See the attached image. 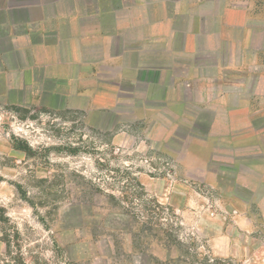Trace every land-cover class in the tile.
<instances>
[{
    "label": "rangeland",
    "instance_id": "374dc122",
    "mask_svg": "<svg viewBox=\"0 0 264 264\" xmlns=\"http://www.w3.org/2000/svg\"><path fill=\"white\" fill-rule=\"evenodd\" d=\"M235 5L249 7L254 57L231 61L223 50L218 63L247 85L257 112L264 74L241 72L264 71V0ZM4 64L0 56V264H264V158L253 172L244 155H264V118L227 123L234 100L175 125L170 109L153 123L88 112ZM164 234L185 245L181 259Z\"/></svg>",
    "mask_w": 264,
    "mask_h": 264
},
{
    "label": "crops",
    "instance_id": "0c3cea01",
    "mask_svg": "<svg viewBox=\"0 0 264 264\" xmlns=\"http://www.w3.org/2000/svg\"><path fill=\"white\" fill-rule=\"evenodd\" d=\"M235 2L0 0V56L19 69L22 84L67 93L66 107L113 110L147 123L170 109L167 122L175 125L189 122L191 109L215 110L234 100L226 107L227 123L251 124L264 118V108L252 112L247 85L218 63L223 50L231 61L254 57L249 7ZM250 72L258 80L264 74L260 68L241 73ZM224 76L232 82L222 83ZM213 79H219L215 87ZM244 155L248 169L263 170L257 163L264 155L251 149Z\"/></svg>",
    "mask_w": 264,
    "mask_h": 264
},
{
    "label": "trees",
    "instance_id": "16d2710c",
    "mask_svg": "<svg viewBox=\"0 0 264 264\" xmlns=\"http://www.w3.org/2000/svg\"><path fill=\"white\" fill-rule=\"evenodd\" d=\"M137 186H138V184H137ZM139 188H141L140 186H138ZM169 236H170V234H168V235H166V234H164V237H165V239H166V243L164 244V246H166L167 247V245H168V247L170 248L171 246H173V244H177V246H178V250H177V252L179 253V255H176V260H179V258L181 259V257L183 256V253H184V251L182 250V249H184V247H185V245L181 242V241H178L176 238L174 239V240H168V238H169ZM182 248V249H181ZM181 250V251H180ZM174 260V259H173ZM212 261H214V260H212ZM207 262H208V259H207Z\"/></svg>",
    "mask_w": 264,
    "mask_h": 264
}]
</instances>
